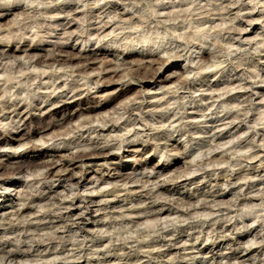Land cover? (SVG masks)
Instances as JSON below:
<instances>
[{"label": "clouds", "instance_id": "1", "mask_svg": "<svg viewBox=\"0 0 264 264\" xmlns=\"http://www.w3.org/2000/svg\"><path fill=\"white\" fill-rule=\"evenodd\" d=\"M0 264H264V0H0Z\"/></svg>", "mask_w": 264, "mask_h": 264}]
</instances>
